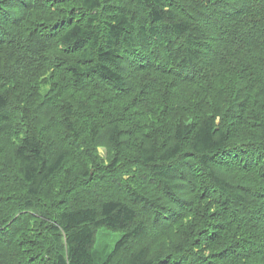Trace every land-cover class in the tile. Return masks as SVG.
<instances>
[{"label": "trees", "instance_id": "trees-1", "mask_svg": "<svg viewBox=\"0 0 264 264\" xmlns=\"http://www.w3.org/2000/svg\"><path fill=\"white\" fill-rule=\"evenodd\" d=\"M0 264H264V0H0Z\"/></svg>", "mask_w": 264, "mask_h": 264}, {"label": "rangeland", "instance_id": "rangeland-1", "mask_svg": "<svg viewBox=\"0 0 264 264\" xmlns=\"http://www.w3.org/2000/svg\"><path fill=\"white\" fill-rule=\"evenodd\" d=\"M99 150L102 156L106 155V149L104 147H100ZM121 236H122L121 232H110L102 228L100 229L98 234V241L96 243V247L100 251L102 247L105 245L115 246V244L121 238Z\"/></svg>", "mask_w": 264, "mask_h": 264}]
</instances>
